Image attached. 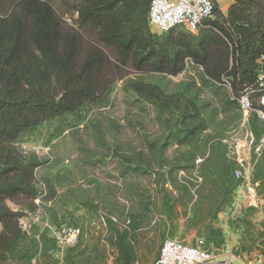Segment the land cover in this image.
Instances as JSON below:
<instances>
[{"label": "trees", "instance_id": "obj_1", "mask_svg": "<svg viewBox=\"0 0 264 264\" xmlns=\"http://www.w3.org/2000/svg\"><path fill=\"white\" fill-rule=\"evenodd\" d=\"M151 1L0 0V264H88V251L99 255L82 234L61 251L37 226L75 224L56 188L67 177L38 180L49 155L22 144L43 128L46 145L83 132L87 166L116 164L129 205L118 204L115 185L82 190L83 200L72 202L98 217L97 243L111 250L112 264H148L180 226L204 249L224 244L219 218L241 179L223 141L243 119L240 95L249 92L253 109L264 113V0H230L225 14L212 0V18L196 33L175 27L161 34L148 25ZM119 84L125 116L101 122L93 113L112 106ZM245 120L250 182L264 212V143L254 153L264 120L255 111ZM125 129L134 140L121 138ZM256 211L244 209L235 224L248 231ZM155 217L154 239L140 245Z\"/></svg>", "mask_w": 264, "mask_h": 264}, {"label": "rangeland", "instance_id": "obj_2", "mask_svg": "<svg viewBox=\"0 0 264 264\" xmlns=\"http://www.w3.org/2000/svg\"><path fill=\"white\" fill-rule=\"evenodd\" d=\"M219 2L222 7L224 0H219ZM182 77L183 74L171 78V81L178 82ZM121 99V85L119 84L113 94L112 106L98 112L95 111L93 113L95 114L94 117L98 118L101 122H104L108 118L121 121L125 116ZM246 115L247 114L242 113L243 119L241 123L229 134V136L236 135L241 139L245 137L248 132L245 120ZM123 133V136H121L123 140H134V134L130 129H125ZM47 136L48 133L43 128L37 133L26 135L22 139V144L35 149H43L49 155V167L38 168L35 171V176L38 180H43L47 175H53L54 173L67 177V180L57 185L56 188L62 201L66 203L67 208L72 211L75 217V224H73V226H68L69 224L67 225L65 222V225L56 229L50 227L47 221H43L38 223L37 226L41 229H47L51 236H53L54 231H65L67 234L68 230H74L77 232L76 242L82 234V237H84L91 248L96 246L100 250L98 252L99 255L93 251H88L87 256H89L91 260L88 264H99L100 261H96V257L99 256H103L104 264H112L113 255L111 250L108 247L102 249L97 243L98 232L100 231L99 222L97 220L98 217L88 214L84 210L74 209L72 202H75V198L83 200L81 199L82 190H88L90 195H92L94 189L97 187L104 188L108 185H115L118 187V191H116V196H119L118 204L120 206L129 205L127 200L124 199V191L123 187H121L122 182L117 177L116 164L111 160H104L101 164L94 166L83 164L81 161V159H83V153L79 150L81 147L80 142L86 140L83 132L76 133L74 136L70 134V132H66L60 138L54 139L46 145L48 141ZM227 209L228 210L222 214V218H219L224 244L219 249L210 246L208 247L209 250L213 252L215 261L219 264H255L257 256L264 254V212L262 211V207H258L257 211L247 218V221L250 222L248 231L245 230V226L235 224V222L242 217V212L232 211L230 207ZM156 220L157 217H155L151 221L150 226L146 228V231L140 239V245L148 244L154 239L155 235L153 229ZM231 222H233V224ZM167 238L203 248L201 246L203 240L197 238L194 231H187L183 226H180L178 230L173 233L172 237L165 234L164 240ZM76 242L73 245H75ZM73 245H59V247L61 251H64L66 248L72 247ZM158 248L159 247H157V251H155L156 253L159 250ZM155 258V255L152 256L148 264H152Z\"/></svg>", "mask_w": 264, "mask_h": 264}, {"label": "built area", "instance_id": "obj_3", "mask_svg": "<svg viewBox=\"0 0 264 264\" xmlns=\"http://www.w3.org/2000/svg\"><path fill=\"white\" fill-rule=\"evenodd\" d=\"M214 4L212 0H152L148 11V25L152 33H165L175 27H181L190 33H196L205 21L212 18ZM258 81L264 87V69L261 71ZM249 92L243 93L237 99L242 113L255 111L264 120V113L253 109ZM259 104L264 106V95L259 99ZM226 145L227 156L233 160L238 170L236 177L241 179V183L235 192L232 211L242 212L248 207L257 208L254 186L250 182L253 161H252V135L247 132L243 139L236 135H230L223 141ZM264 143L263 140L254 148V153L258 155ZM53 237L58 245H73L77 239V232L74 230L54 231ZM152 264H219L215 261L213 252L192 246L184 242L165 239L161 243L155 260ZM227 264V263H225ZM255 264H264V254L258 255Z\"/></svg>", "mask_w": 264, "mask_h": 264}, {"label": "crops", "instance_id": "obj_4", "mask_svg": "<svg viewBox=\"0 0 264 264\" xmlns=\"http://www.w3.org/2000/svg\"><path fill=\"white\" fill-rule=\"evenodd\" d=\"M217 3H218V6H219V9H220V11L223 13V14H225L226 13V11H227V8H228V6L230 5V3H231V1L230 0H224V4H223V6L221 7V4H220V2H219V0H215ZM256 203V205H257V208L259 207V208H261L262 207V205H263V201L262 200H260L259 198L257 199V201L255 202ZM256 208V209H257ZM228 210V209H227ZM226 210V211H227ZM220 218H222V215L220 216Z\"/></svg>", "mask_w": 264, "mask_h": 264}]
</instances>
